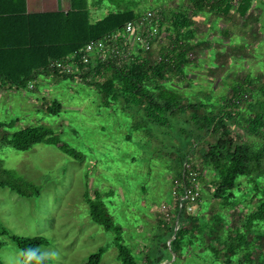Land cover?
I'll list each match as a JSON object with an SVG mask.
<instances>
[{"label": "trees", "instance_id": "1", "mask_svg": "<svg viewBox=\"0 0 264 264\" xmlns=\"http://www.w3.org/2000/svg\"><path fill=\"white\" fill-rule=\"evenodd\" d=\"M192 6L194 12L202 9L200 0H192ZM135 19L133 11L128 9L109 13L103 20L94 22L88 0H72V9L66 13L35 14L28 13L27 0H0V87L29 90V84L37 80L41 70H46V77L57 81H75L76 76L50 74L47 71L50 62L68 58L89 41L101 38ZM187 20L178 16L171 21V45L172 53H175L173 63L166 58L157 63L149 55L125 68L111 64L95 68L90 66L79 79H95L90 86L105 98L108 106L115 105L128 114L135 130H141L149 137L163 134L165 129L174 132L172 140H169L173 148L169 149L171 153H161L166 156L163 163H172V153L175 158V165L164 168L168 174L183 179L186 164L191 163L198 152L201 165L209 168L215 176L216 189L212 197L219 201L220 209L238 211L240 207L246 208L245 220L240 228L232 225L225 227L227 218L220 212L212 220L200 215L202 212L180 214L182 226L170 242L171 252L178 253L183 248L201 245L199 248L202 251L212 252L224 264H233L237 255L241 256L238 264H264V97L257 95L260 91L264 94V86L262 90L253 92L250 84L246 88L236 85L231 102L227 97L215 102L213 91L208 93V98L199 95L204 92L203 87L193 83L186 90L183 85L188 80L186 69L191 63L192 51L188 42L192 33H184L189 26ZM99 77L101 80H97ZM245 94L249 95L246 108L235 111L234 108L239 106L234 100ZM62 109V104L55 101L48 106L46 113L58 116ZM183 116H188L187 121H182L191 129L175 122ZM5 127L7 124L0 122V131ZM176 132L182 135L181 139L175 135ZM162 136L170 137L167 133ZM39 144L54 146L75 160L83 159L81 153L45 126H31L13 135L0 137V145L17 151H27ZM193 169L199 171L195 165ZM0 173L6 177L0 181V187L9 186L22 197L40 194V189L30 183H21L3 169L1 162ZM86 200L92 221L107 232L115 233L120 260L124 264H134L131 251L122 243V227L116 223L108 203L99 192L92 197L86 194ZM169 232L171 239L174 228ZM2 236L9 235L0 225ZM11 240L23 252L26 264H50L39 251L49 245L44 237L27 239L13 236ZM2 245L0 241V247ZM30 250L38 253L31 260L28 258ZM102 254L103 250L93 254L87 264H100ZM163 262L160 258L153 264Z\"/></svg>", "mask_w": 264, "mask_h": 264}, {"label": "rangeland", "instance_id": "2", "mask_svg": "<svg viewBox=\"0 0 264 264\" xmlns=\"http://www.w3.org/2000/svg\"><path fill=\"white\" fill-rule=\"evenodd\" d=\"M94 1L98 3L100 0ZM101 1V5L90 9L94 22L101 18L96 15L100 8L104 11L115 8L110 0ZM170 1L141 2L139 10H136V5L129 9L136 13L156 9L165 16L164 26L169 28L171 12L178 10L171 7ZM162 46L157 44L150 58L165 50ZM195 59L197 61L194 56L191 61ZM194 75V71L187 72L189 80L183 85L186 90L192 83L200 84V79L190 80H194ZM37 79L32 91H15L0 97V122L7 124L0 131V137L13 135L31 126H45L81 153L83 159L75 160L58 148L45 144L35 145L27 151L0 145L3 169L21 183H30L40 189L39 195L22 197L9 186L0 187V225L9 235L0 237L3 242L0 264H26L23 252L11 240L13 236L27 239L44 237L48 240L49 245L39 251L50 264H87L91 256L100 250H103L100 264H124L119 258L115 233L107 232L91 219L86 194L92 197L96 192L108 203L116 223L122 227V243L131 251L134 264H153L160 258L164 260L162 264H224L212 252L202 251L199 248L201 245L183 248L178 253L170 250L174 236L170 239L169 229L174 219L164 220L160 209L165 203L173 205L174 201L171 188L177 178L164 168L175 165V158L172 153V163L166 164L163 163L166 156L161 155L162 152L170 154L169 149H173L169 142L174 134L172 130L165 129L163 132L170 135L169 138H164L162 133L149 137L143 131L135 130L128 114L115 105L108 106L105 98L90 86L96 81L93 78L75 81H57L48 77ZM229 79L227 84L231 89L230 82L236 81V76ZM241 86L246 88V82ZM214 87L220 89L224 84L216 82ZM45 90L48 91L43 94ZM204 92L198 94L207 97L208 93ZM226 97L231 102L232 90H228ZM215 98V102L221 99ZM55 101L60 102L63 109L58 116L48 115L46 109ZM246 104L244 102L234 110H244ZM183 119L187 121L188 116L178 117L175 122L183 126ZM188 126L186 128L191 129ZM175 135L181 139L179 132ZM191 163L199 168L202 176L200 183L205 208L202 214H198L212 220L220 212L227 218L225 227L232 225L240 228L245 220L246 208L221 210L219 201L212 197L216 189L214 174L201 165L198 152ZM5 178L0 173V181ZM240 258L237 255L233 264H238Z\"/></svg>", "mask_w": 264, "mask_h": 264}, {"label": "crops", "instance_id": "3", "mask_svg": "<svg viewBox=\"0 0 264 264\" xmlns=\"http://www.w3.org/2000/svg\"><path fill=\"white\" fill-rule=\"evenodd\" d=\"M110 2L115 5V8L105 9V11L100 8V11L96 13L99 18L101 17L100 20L106 18L109 13L118 10L127 11L131 6L136 5V10H139L141 2L153 3L156 0H110ZM88 3L92 9L94 5H101L102 1L96 3L94 0H88ZM169 3H172L171 7L178 9V12L175 10L171 12L172 20L178 16L188 19L186 24L189 26L184 29V33H192L188 37L192 48L190 59L195 56L197 61L196 59V62L190 61L186 71H194L197 75L198 78L194 75V80L190 79L191 81L200 79V84L195 83V85L203 87L207 93L213 91L214 96L219 98L226 97L228 90L233 92L235 83L241 85L246 82V86L252 85L253 92L262 90L264 86V0H211L210 2L200 0L202 6L200 12H194L192 0H171ZM182 4L185 5L183 9H180ZM158 7L156 8L159 9ZM71 9L72 0H27L29 14L66 13ZM131 11L136 18L150 12L162 14L156 9L137 13L134 10ZM162 17L165 16L162 14ZM171 21L168 22V38L159 44L161 47H163L162 44L164 47L170 45L173 40ZM232 76H236V81L230 82L232 87L229 89L227 82ZM243 78L244 80H241ZM220 81L223 82L224 87L216 89L214 84ZM15 91L18 90L0 87V97L8 96ZM47 91H43V94ZM260 92L257 95L264 97V94Z\"/></svg>", "mask_w": 264, "mask_h": 264}, {"label": "built area", "instance_id": "4", "mask_svg": "<svg viewBox=\"0 0 264 264\" xmlns=\"http://www.w3.org/2000/svg\"><path fill=\"white\" fill-rule=\"evenodd\" d=\"M167 38L168 28L164 26V18L156 13H146L101 38L89 41L68 58L50 62L47 71L50 74L76 76L77 80L90 66L95 68L101 64H111L118 68H125L137 64L152 54L156 45ZM172 50L173 45H166L165 50L155 56L153 61L160 63L166 58L169 63H173L175 53L173 54ZM45 71H39L37 78H47ZM36 81L29 84V90L35 89ZM248 99L249 95L245 94L235 99L234 103L240 107ZM200 181V172L193 169L192 163L186 164L183 179L173 181L171 188L173 205L165 203L161 206L160 211L164 220L174 219L172 226L174 238L182 226L180 214L195 215L205 208Z\"/></svg>", "mask_w": 264, "mask_h": 264}, {"label": "clouds", "instance_id": "5", "mask_svg": "<svg viewBox=\"0 0 264 264\" xmlns=\"http://www.w3.org/2000/svg\"><path fill=\"white\" fill-rule=\"evenodd\" d=\"M37 256H38V253L36 250H30L28 253L29 260H31L32 258L37 257Z\"/></svg>", "mask_w": 264, "mask_h": 264}]
</instances>
